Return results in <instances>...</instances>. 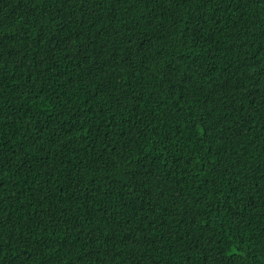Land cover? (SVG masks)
<instances>
[{"label":"trees","instance_id":"obj_1","mask_svg":"<svg viewBox=\"0 0 264 264\" xmlns=\"http://www.w3.org/2000/svg\"><path fill=\"white\" fill-rule=\"evenodd\" d=\"M0 264H264V0H0Z\"/></svg>","mask_w":264,"mask_h":264}]
</instances>
